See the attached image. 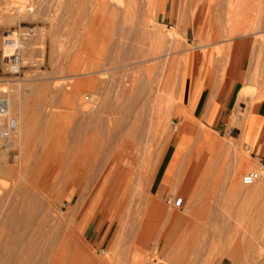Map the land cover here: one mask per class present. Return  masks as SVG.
Masks as SVG:
<instances>
[{
  "label": "rangeland",
  "instance_id": "374dc122",
  "mask_svg": "<svg viewBox=\"0 0 264 264\" xmlns=\"http://www.w3.org/2000/svg\"><path fill=\"white\" fill-rule=\"evenodd\" d=\"M99 1L0 0V98L7 100L4 112H0V132L11 118L20 115L25 129L24 137L14 146L5 150L0 145V163L5 165L7 159L8 165L22 170L0 173L1 191L9 193L11 201L13 197L14 203L19 205L24 197L20 188L30 182L32 187L27 189L26 199L27 203H35L38 197V200L43 199L38 196L43 195V191L51 192L55 188L56 179L63 181L66 176L63 173L70 163L81 160L84 161L81 164H93L108 154L111 158L125 155L122 157L127 161L137 162L136 173L132 174L139 177L134 195L152 196L161 210L152 221L154 231L145 251L149 260L158 256L159 264H264V157L256 156L251 146L230 131L234 125L245 126L247 113L243 119L233 116L215 127L193 115L182 102L187 57L191 58L193 72L198 71L203 76L213 72L216 82L226 76L232 50L241 43L249 51L244 71L248 84L242 89V96L249 97L245 104L251 106L264 98V0H234L241 12H237V19L236 14L228 12L229 0L228 3L219 0L218 4V0H179V17L186 18L184 28L181 21L160 15L164 0ZM240 3L245 7L241 8ZM27 27L34 28V33L25 41L24 66L16 72L9 65L10 57L3 40ZM175 28L179 29L178 34L166 41V49L159 51L152 33ZM117 43L120 47H116ZM174 50L177 52L157 61L152 58ZM183 55L181 64L178 60ZM91 58L100 60V68L111 69L97 74L99 78L94 86L92 75L85 76L89 79L84 86L76 85L71 75L83 71L87 65L92 67ZM166 64L165 78L161 71ZM12 97L17 98L19 105L10 113ZM107 137L115 139L114 143ZM176 141L175 154L166 165ZM217 142L225 143V147ZM246 153L250 157H246ZM251 170L259 172L258 188L243 182L244 174ZM233 176L240 183L235 188ZM103 180L93 194L89 193L81 218L99 193ZM160 184L161 188L168 186L166 192L161 190ZM181 184L183 187L179 189L177 186ZM193 189L197 190L195 197ZM30 190L34 196L28 194ZM199 198L201 210L195 213V201ZM120 199L112 211L109 201L93 221L91 217L86 232L79 235L83 237L80 240H85L83 243L78 240L80 249L90 250L92 254L97 250V257L106 260L116 262L118 257L123 260L129 249L127 243L132 246L134 239H130L135 237L131 235L138 232V226L130 223L136 228L131 229L130 224H127L129 228L126 224L120 227L119 221L113 223ZM54 200L59 206L61 195ZM34 203L33 207L29 203L26 206L29 211L25 223H29H24L23 229L44 242L50 228L40 226L42 231H38L42 208ZM62 203L60 206L67 210L68 199ZM132 214L139 217L135 211ZM192 214L194 224L192 221V226L181 229L179 236L167 235L169 240L173 238L169 243L164 237L170 220L166 218ZM179 221L177 218L175 226ZM66 228L68 225L63 222L51 231L56 237ZM14 229L18 231V227ZM130 230L135 232L130 235ZM6 231L2 225L0 245L8 241V235H3ZM127 234L130 236L126 239ZM157 240L163 250L159 249L156 255L152 252ZM134 253L128 259L129 264L133 258H136L134 262L142 258ZM106 254H109L108 259ZM4 258L0 248V264L7 261ZM37 258L32 255L31 262H39ZM61 263L78 264L69 258Z\"/></svg>",
  "mask_w": 264,
  "mask_h": 264
},
{
  "label": "bare ground",
  "instance_id": "6f19581e",
  "mask_svg": "<svg viewBox=\"0 0 264 264\" xmlns=\"http://www.w3.org/2000/svg\"><path fill=\"white\" fill-rule=\"evenodd\" d=\"M220 1L217 2V4L220 3ZM248 1L251 2V0H248ZM99 2L100 3H107L105 0H100ZM227 3H228V0H227ZM229 3L231 5V9L229 8L230 10L228 12L231 15L236 14L235 19H237L236 18L237 17V12L238 13H241V12L239 11V9L237 7H235L234 0H229ZM247 4H249V3H247ZM240 5H241V8H242L243 4L240 3ZM243 6L245 7V4ZM249 9H250V7H249ZM246 10H247V8H246ZM22 14H23V11H22ZM246 15L247 14H245V16ZM235 19H234V21H236ZM239 21H237V22H239ZM144 29L147 31V27H144ZM178 30L179 29L175 28V30H169V31L166 32V31H163L161 29V30H156L155 32L152 33V36L155 38V40L157 42L159 51H161V49L164 47L166 41L169 38H172L173 36H175V34H178V32H179ZM174 41H175V38H174ZM115 45L117 47V45L119 46L120 44L117 43ZM205 45H206V43L204 45H202V46H205ZM164 48L166 49L167 47H164ZM165 49H163V50H165ZM187 49H189V48H187ZM163 50H162V52H163ZM168 50H169V48H168ZM184 50H185V48L183 49V51ZM176 52H177V50H174V51H171V52L169 51L168 53L166 52L164 55L161 54V53H158V54H155L152 58L156 60V59L162 58L163 56H168V55H170L172 53L174 54ZM6 53L8 54L9 57L12 54L11 50L8 49V48L6 49ZM96 55H98V54H96ZM96 55H94V57ZM84 59H85V57H84ZM91 59H92L91 60L92 61V65L91 66L92 67L88 68L89 65H87L86 69H84L83 71L80 70L81 72H78V73L76 72V73L71 75V77L75 78L76 85L84 86L85 83H86V80L89 79V78L88 79L85 78V76L92 75L91 79H92V82H95V83H93V86H94V84H96V82H98L97 81L98 80L97 77L99 78V76H97V74H99V73L104 74V73L108 72L111 69L110 67L109 68H105V67L104 68H100V65H101V64H99L100 60L99 59H93V58H91ZM177 59L174 60L175 64H176V60ZM182 60H184V55L178 60L179 63L182 64V62H181ZM172 61H173V59H172ZM174 63H172V66L175 65ZM177 65L178 64H176V66ZM172 66H170V67H172ZM161 72H162V76L166 78V73L165 72H167V64L162 66V71ZM10 101H11V105H10L9 110H10V113H13L11 111H14V108L16 106H18L19 103L17 102V98L16 97H12ZM20 117H21V115L14 117L18 121V126L9 136L6 137L4 135V130H5L6 126H4L2 131L0 132V136H1V139H2V142H0V145H1L2 148L5 147L6 148L5 150H7V148H9V146H12V145L14 146L15 143L17 141L21 140L24 137V135H25V129H24V126L22 124V117L21 118ZM108 134H109V132H108ZM98 138H99V136H98ZM116 138H117V136H116ZM108 139H110V138H108ZM110 140L113 143L115 141V139L114 140L110 139ZM109 142H107V144H109ZM95 143H97V142L95 141ZM217 143H218L219 146H224L225 147V143L224 144H222V143L219 144V142H217ZM110 144H111V142H110ZM99 146H100V144H99ZM111 146H112V144H111ZM95 147H98V146H95ZM100 148H102V147H100ZM246 154H247L246 157H250V154H248V153H246ZM119 155L121 156V154H119ZM110 156H112V155L108 154L100 162L93 163V164H92V162L81 164V162H84V161H81V160H80L79 163H77V162H74L72 164L70 163V165L67 166L66 172L63 173L66 176H63V174H62L64 179L63 178H61V179H63V181H58L56 179V181H55L56 182V186H55L54 189H52L51 192L43 191L44 192L43 195L40 194L41 192L40 193L38 192V194H40V195H38V194L37 195L38 196H42L43 197L42 200H40V199L38 200L39 197L36 199L35 197H37V195L34 197V201L36 199V202H37L36 205L37 206L40 205V207L42 208V213L40 212L42 218H41V223L39 224V228H40V226L48 227V229L50 228L49 231L46 233V238L44 239V242H42V241L39 242L38 239L33 236V234L29 235L28 232L25 229H23L26 226V225L24 226V223H25L26 218H27V216H26L27 213L26 212H27V210L29 211V208L26 209V206L28 205V203H29L30 206H32L31 204L34 203L33 201L31 202V204H30V202L27 203L28 200L26 199L27 189L29 187H32V186H30L31 184L29 185L30 182L25 184V186H22V187L20 186L21 188L19 187L20 188V192L24 195L23 198L22 197H21V199L19 198L20 200H22L21 203H20L19 200H17V201H19V205L14 203L13 197H12V201L13 202L11 201V199L9 197V193H7V192L5 193L4 191H1V189H0V227H2V225L5 226V228H7V231L3 235H5V236L8 235V241H6L3 245H0V248L3 250V252L5 254V258L4 259H7V261L4 262L3 264H62L61 262H63V260H66L67 258H69L72 261L77 262L78 264H129L128 263V259H129L130 256L133 255L134 252H135L134 254L137 253L136 257L137 256H141L142 258H140V260L137 261V262H134L136 260V258L135 259L133 258V260L130 261V264H159L158 263L159 262V257L158 256L154 257V258H151L152 259V261H151V260L148 259L149 257L145 255V253H146L145 251H146V248H148V239H149V237H151L153 235V231H154L153 230L154 226H153V222L152 221L155 218V216L158 213H160L161 210L156 207L154 199H153L152 196L149 195L150 197L146 198L145 196L136 197L134 195V190H135V187L137 185L136 181L139 180V177L138 176H136V178L132 177V174L134 175L136 173L135 171L137 170V162H135V161L134 162L127 161V159L125 157H122V156H125V155H122L121 157L116 155L113 158H111ZM97 158H98V156H97ZM4 162H5V165L0 163V173H4V175H5V174L16 173L17 171H22L20 167H15L13 165H8L9 161L7 159H5ZM234 171H232V172H234ZM105 174H106V176H105ZM0 175H2V174H0ZM233 175H234V173H233ZM104 176H105V178L103 180ZM237 179L238 178L234 177L233 180H232V182H233L232 184L234 185V188L239 183V182L237 183ZM101 180H103V182H102V185H101L99 193L95 196L94 200H92L90 206L88 207V209L86 210V212L84 213V215L81 218L80 217L81 211H83V209H84V206H85V204L87 202L89 193L92 191V194H93L94 189L101 182ZM258 181H259V178L255 181L256 183L254 185L251 184L249 186H252L254 188H258ZM72 184H73V186H72ZM177 187H179V189H180V188L183 187V184L178 185ZM36 189L38 191V186H36ZM193 190H195V189H193ZM29 193H31V190H30V192H28V194ZM58 194H59V196L61 195V198H62L61 203L62 202H66L67 199H68V204L69 205L67 207V210H64L63 207L60 206L61 203H60L59 206H57L55 204L54 198H55V196H58ZM192 194H193L192 196L195 197L196 194H197V190L193 191ZM42 197H40V198H42ZM30 198H33V197L31 196ZM119 198H121L120 199V204H119V206L116 209V213H115V216H114L113 223H115L116 221H119V223L121 224L120 227H124V224L127 225V224H130V223L132 225L133 224L135 225V223H136L137 226H138L137 227L138 228V232L136 234L134 233L135 231L134 232L132 231L134 233V235H131V234H133L131 232V230L129 232L131 237L134 236L135 238L130 239V240L134 239L133 243H132V241H130L132 243V246H130L131 244L129 245L127 243L129 249L126 251V254H125V257L123 258V260H122L121 257H118L119 259L121 258L120 259L121 261L118 262L119 259L117 258L118 260L116 262H114V261L110 260V258L108 259L107 256L109 254L108 255L106 254V258L108 259V260H106V259L97 257V253H96L97 250H96V252L93 250L96 254L95 253L92 254L90 250L84 251V250L80 249V247L78 245L79 244L78 240L83 238V237H80V236H81V234L86 232L87 225H88L89 221L91 220V217H92V221H93L98 216V214L103 211L104 207L106 206L107 202H109V201H110V204H111L110 211H112L116 201ZM197 200L195 201V203L197 204V211L195 210L196 211L195 212L193 209H191L195 213H197V212H199L201 210V207H200L201 199L199 198L198 202H197ZM101 201H102V203L100 204ZM196 204H193L194 207L196 206ZM37 206L35 207L34 210H36L38 208ZM187 206L188 205H186V207ZM126 208H128V210H127L128 214H126L124 212ZM31 210H33V209H31ZM133 211L137 212L139 214L138 215L139 217H137L136 215H135L136 217L133 216V214H134V213L132 214ZM38 213H39V211H38ZM194 214H192L191 216L184 215L182 217H177V218H180V221L176 224L177 226H175V224H174V222L177 220V218H174V216H173V218H170L171 215H169V218H166V219H170L169 220V225H168V228L166 229V232L164 233V237L166 238V240H169L168 239L169 237L167 235H169L170 233L172 234V236L174 238L175 234H176V236L177 235L179 236L178 232L181 231V229H184V227L186 228L187 226H192V221H193V224H194V220H195ZM63 222L67 223L68 228H66V231L60 232V234L58 236L54 237V235H53V233L51 231L52 230L51 228H54L55 226H60ZM28 223H29V221H28ZM28 223H25V224H28ZM120 224H118V226ZM15 226L18 227V231L17 232H14ZM127 226L129 227V225H127ZM19 228H20V230H19ZM131 229H136V228L134 226H132ZM161 229H163V228H161ZM115 230H117V229H115ZM125 230H127V229H125ZM38 231L41 232L42 229L40 228V229H38ZM122 231H123L122 234L124 236V230H122ZM172 231H173V233H172ZM185 231H186V229H185ZM185 231H183V232H185ZM119 232H120V230L118 231V233ZM161 232H163V231H161ZM188 233H189V231H188ZM185 234H187V233H185ZM130 235L127 234V236H125L126 239ZM183 235H184V233H183ZM118 237H121V235H119ZM156 238L158 240L160 239V237L158 238V236H156ZM173 238L172 239L170 238V240H173ZM120 239L121 238H119V240ZM82 240H84V239H82ZM82 240H80V241L82 242ZM116 240L113 241V244H114V242H116ZM158 240H157V242H158ZM117 243H119V241H117ZM169 243H171V241ZM19 244H20V246H19ZM85 244L86 243H84V245ZM138 244H140V245L142 244L141 247ZM127 245H125V246H127ZM119 247H120V245H119ZM83 248H85V246H83ZM121 248H120V250H121ZM153 248H151V249H153ZM85 249H87V248H85ZM159 249L163 250V248L160 246V241L157 243V245H155V248L153 249L154 252H152V251L151 252L152 253H156L157 251H159ZM116 250H117V248H116ZM122 250L121 251L124 252V247H123ZM87 251H90V252L88 253ZM115 253L118 254L117 251H115ZM148 253H149V251H148ZM32 255L33 256L37 255V257L40 259L39 262L37 261V263H35V262L32 263L31 262ZM156 255H157V253H156ZM99 256H100V254H99ZM111 257H112V255H111ZM8 259L10 260V262H8ZM170 263H172V262H170Z\"/></svg>",
  "mask_w": 264,
  "mask_h": 264
},
{
  "label": "crops",
  "instance_id": "0c3cea01",
  "mask_svg": "<svg viewBox=\"0 0 264 264\" xmlns=\"http://www.w3.org/2000/svg\"><path fill=\"white\" fill-rule=\"evenodd\" d=\"M178 1L164 0V7L160 8L159 12L160 15L164 17L166 15L170 20L181 21L180 25L184 28L186 18L179 17ZM232 53L229 65L226 67V76L223 80L219 77L216 82L213 72H208L205 76L198 71L193 72L191 70L192 61L188 56L182 102L191 110L193 115L204 118L208 125L215 127L225 123L226 119L233 116L243 119L247 113L248 119L245 126L234 125L230 131L235 134L236 138H242L251 146L256 156L264 157V98L251 106L245 104V100H249V97L242 96V89L245 84H248V77L244 71L249 61V51L246 45L243 46L241 43L234 47ZM176 145L177 141L166 165L172 160ZM161 186L160 184V188ZM167 189L168 186L161 188L165 192Z\"/></svg>",
  "mask_w": 264,
  "mask_h": 264
},
{
  "label": "built area",
  "instance_id": "2783aa9c",
  "mask_svg": "<svg viewBox=\"0 0 264 264\" xmlns=\"http://www.w3.org/2000/svg\"><path fill=\"white\" fill-rule=\"evenodd\" d=\"M34 33V28L27 27L25 30H19L16 34L8 35L3 40V45L7 49H10L12 54L10 56L9 65L16 72H20L24 66L25 60V41L29 36ZM7 105L6 97L0 98V112L3 113ZM18 126V121L14 117L7 122L4 130V135L9 136ZM264 161V159H263ZM260 177L259 172L251 170L244 174L243 182L251 185Z\"/></svg>",
  "mask_w": 264,
  "mask_h": 264
}]
</instances>
